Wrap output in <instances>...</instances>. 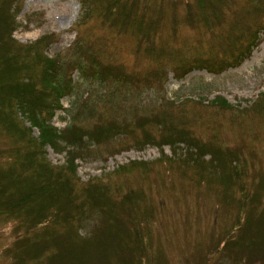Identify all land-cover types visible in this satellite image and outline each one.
I'll return each instance as SVG.
<instances>
[{
	"label": "rangeland",
	"instance_id": "rangeland-1",
	"mask_svg": "<svg viewBox=\"0 0 264 264\" xmlns=\"http://www.w3.org/2000/svg\"><path fill=\"white\" fill-rule=\"evenodd\" d=\"M81 1L10 0L14 13L20 7L15 13L17 24L13 37L24 44L23 49L30 48L25 62L32 66L28 71L37 74L40 70L33 64L32 52L47 49L49 55L60 50L68 74V61L74 60L76 50H80L132 75L130 83L100 82L80 78L74 71L75 85L70 95L62 98V103L65 107L76 105L73 111L77 107L84 109L75 117L58 109L52 123L61 128L66 123L93 127L97 123L114 122L122 129L98 143L86 140L87 149L80 150L79 144L72 146L70 152L78 155L71 163L66 159L68 152L49 144L44 146L45 156L51 165L72 164L74 173L69 170L65 173L71 175L77 190L85 181L99 178L114 201L135 210V215L139 216L142 205L152 206L150 223H144L143 228L138 223L149 243L142 264H204L195 259L196 254L204 256L197 241L204 235L205 242L210 240L212 229L215 235L219 234L231 208L218 203L217 190L205 188L204 182L190 184L187 172L196 164L191 159L200 160L201 156L193 151L189 153L186 143L160 146L148 139H157L160 127L155 120L163 118L165 122L185 127L201 142L209 140L231 148L241 143L239 156L247 161L246 170L264 173V33L260 44L237 67L220 73L195 69L181 78L173 74L178 60L209 55L212 46L222 55L218 47L224 46L230 29L264 24V0H220L217 6L225 15L219 27L208 19L203 22L196 10L200 7L196 0H130L126 6L131 9L130 19L124 23L117 13L116 19L109 17L106 10L109 0H83L87 10L80 17ZM213 6L215 11L211 10L210 14H220L215 3ZM188 7L192 19L185 17ZM149 18L153 20L151 27ZM218 95L227 98L228 104L220 103L216 99ZM19 118L29 124L21 115ZM136 120L144 125L138 126ZM143 130L148 136L142 134ZM31 134L37 135L38 130L34 127ZM16 139L0 125V166L9 163L7 150L19 145ZM146 141L150 142L142 145ZM185 155H189V162L178 160ZM129 189L140 190L144 199L134 205L118 199ZM101 219L100 213L94 212L80 231L87 232ZM15 222L11 216L0 215V264H16L4 252L16 236ZM101 238L102 235L96 236L86 243L87 250L98 247ZM9 249L15 251L13 247ZM104 249L107 264L120 252L111 246ZM122 250H128L127 244ZM102 256L96 254V263L102 262ZM118 261L130 264L126 255H121ZM212 264H233V260L223 255Z\"/></svg>",
	"mask_w": 264,
	"mask_h": 264
},
{
	"label": "trees",
	"instance_id": "trees-1",
	"mask_svg": "<svg viewBox=\"0 0 264 264\" xmlns=\"http://www.w3.org/2000/svg\"><path fill=\"white\" fill-rule=\"evenodd\" d=\"M128 1L109 0L106 9L109 17L116 19L117 13L122 23L129 20L131 9L126 7ZM196 1L200 4L196 10L202 15L203 22L208 19L217 27L222 25L225 13L217 6L220 0ZM10 3V0H0V125L17 137L19 145L17 143L7 150L10 161L0 166V215L11 216L16 221V236L4 252L10 254L16 264H107L104 247L111 246L120 252L114 254L110 264H123L118 261L121 255H126L130 264H142L149 243L138 223H142V228L144 223H150L152 206L142 205L139 216L135 215V210L123 208L114 201L99 178L85 181L77 190L71 175L65 173V170L74 173L72 164L51 165L44 147L49 144L61 152H68L66 159L71 163L78 155L70 152L72 146L79 144L80 150L87 149L86 140L98 143L122 129L114 122L97 123L93 127L66 123L61 128L52 123L58 109L71 112L74 117L81 113L83 107L73 111L76 105L65 107L62 103V98L70 95L75 85L74 71L79 73L80 78L100 82L120 80L130 83L132 75H126L119 67L102 63L97 56H88L89 52L80 50H76L78 58L75 56L74 60L68 61V74L64 71L65 63L60 50L49 55L47 49L46 52H32L33 64L40 70L37 74L28 71L32 66L25 65V62L30 48L26 46L23 49L24 44L13 37L20 7L15 8V14ZM213 3L220 14H210L211 10L215 11ZM80 8L82 17L87 10L83 0ZM192 16L188 7L185 17L192 19ZM136 22L140 25L139 19ZM148 22L151 27L153 20L149 18ZM263 33L264 24L230 29L224 46L218 47L222 55H218L212 46L208 49L209 55L178 60L173 74L181 78L195 69L220 73L237 67L260 44ZM216 99L224 105L228 104L224 96L218 95ZM20 115L29 124L21 122ZM61 118L66 116L61 115ZM155 123L160 127V134L157 139L148 140L160 146L186 143L189 153L193 151L201 156L200 160L196 157L191 159L196 164L187 172L190 184L204 182L205 188L217 190L218 203L231 208L225 227L219 234L215 235L212 229L210 240L205 242L204 235L197 241L204 256L196 254L195 259L212 264L225 255L233 260V264L264 262V173L246 170L247 161L239 156L242 144L231 148L209 140L203 143L183 126H175L163 118H156ZM135 124L144 125L141 120H136ZM34 127L38 130L35 136L31 134ZM142 134L148 136L147 131L143 130ZM179 159L184 163L190 161L189 155ZM64 195L66 198H63ZM118 199L134 205L144 198L140 190L129 189ZM94 212L100 213L102 222L87 229V232H81L87 218ZM101 235L98 247L87 250L85 244ZM126 244L128 250L124 251L122 249ZM12 247L15 250L13 253L9 249ZM98 253L103 255L102 262L96 263ZM212 256L213 259L210 258Z\"/></svg>",
	"mask_w": 264,
	"mask_h": 264
}]
</instances>
